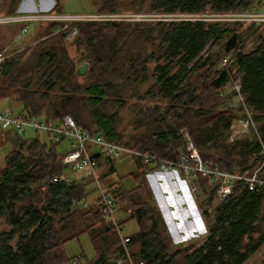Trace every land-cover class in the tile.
I'll use <instances>...</instances> for the list:
<instances>
[{
  "label": "trees",
  "instance_id": "trees-1",
  "mask_svg": "<svg viewBox=\"0 0 264 264\" xmlns=\"http://www.w3.org/2000/svg\"><path fill=\"white\" fill-rule=\"evenodd\" d=\"M1 1L6 8L3 16L18 15L20 0ZM128 2L122 11L138 12L145 4L150 14L177 17L254 11L260 0ZM117 6L118 0H101L95 12L113 14L120 11ZM48 12L64 14L59 0ZM36 26L33 44L9 53L0 64V101L14 104L16 114L46 119L70 115L78 127L106 141L170 160H177L183 150L185 131L207 166L236 174H249L257 167L264 143V33L248 53L243 52L241 38L254 36L258 27L248 25L241 31L240 23L184 19L47 21ZM73 28L76 35L71 44L83 47L89 62L83 76L77 75L62 42ZM233 32L238 35L234 52L240 54L231 79L239 78L243 104L252 114L256 134L229 143V125L240 116L237 109L225 106L224 87L216 88L211 81L220 60L228 58L229 63L234 57V52L223 51ZM148 81V89L165 99V104L153 107L145 125L124 141L118 129V110ZM45 135L46 142L35 136L31 139L28 154L9 151L0 167V219L8 225L0 230V264H64L69 261L64 245L81 234L88 236L95 252L81 264H117L121 259V264H129L117 232L100 217L97 197L87 203L83 184L52 181L63 176L64 167L57 144ZM132 158L133 172L106 180L101 187L113 198L116 211L123 213L118 224L132 220L137 225L126 243L133 262L243 264L264 242V187L248 190L238 180L231 195L210 208V213L207 208L214 199V188L197 178L194 183L204 193L196 197L207 236L198 245L172 248L145 179L156 166ZM103 161L99 171L106 173L102 180L115 172L114 160ZM257 173L264 178V163ZM125 177L139 181L125 190L119 186ZM206 183L212 188L206 190ZM82 258L76 257L75 263Z\"/></svg>",
  "mask_w": 264,
  "mask_h": 264
},
{
  "label": "built area",
  "instance_id": "built-area-1",
  "mask_svg": "<svg viewBox=\"0 0 264 264\" xmlns=\"http://www.w3.org/2000/svg\"><path fill=\"white\" fill-rule=\"evenodd\" d=\"M168 20L170 19H184V20H204V21H218L225 23H239L247 22L252 25H264V13L259 12V9L254 11L243 12H228V13H207V14H193V15H179L175 18L173 15H164ZM62 15L52 14L47 11H39L14 16L0 17V24L20 23V28L15 34V39H21L22 35L27 32L33 24L47 21H68L62 19ZM130 17V18H126ZM72 20H86V21H122V20H148L151 18L147 16H140L139 14H112L94 12L90 14L75 15ZM70 20V21H72ZM64 25L60 29H64ZM76 35V29L73 28L70 32L65 34L68 39H73ZM245 40V36L241 38ZM245 49H252L248 38L245 40ZM7 58L5 49H0V64ZM228 64V58H222L218 63V71L225 68ZM231 91L237 97V106L242 105L245 114L241 117L232 119L229 125L228 142H233L239 138L248 135L251 129L256 133L254 122L251 113L248 112L243 104V98L239 91V80L233 79ZM236 106V107H237ZM230 108V107H229ZM0 128L9 129L18 135L26 130L33 132H43L50 138L51 143L60 144L66 142V150L60 154L59 161L64 168H69L73 171L88 169L93 174L97 167L98 161L102 160H117L120 157H137L150 166H156L155 170L163 173L174 172L175 170L182 173L190 193L197 196L196 185L194 180L197 178L205 179L214 188V200L221 202L232 193L236 181L241 180L245 183L248 190H256L264 187V178L258 176V171L264 163V144L261 143L260 161L257 167L249 174H236L219 170L217 167L207 166L201 159L196 150L192 140L186 132H183L184 148L179 152L177 160H170L160 158L151 153H143L123 146L121 144L112 143L104 140L100 135L91 134L86 130L81 129L76 125L70 115H64L61 118H40L18 115L10 107H5L0 111ZM53 182H63L71 185V181L66 176L54 177ZM97 205L100 217L107 223L111 224L119 237L120 245L125 246L128 242V236H122L121 232L124 227L118 224L116 219V205L113 198L101 187L98 188ZM209 211V210H208ZM127 255V254H126ZM122 261V259L120 260ZM118 261L117 264H121ZM125 261V259H124ZM129 264H144L139 261Z\"/></svg>",
  "mask_w": 264,
  "mask_h": 264
},
{
  "label": "rangeland",
  "instance_id": "rangeland-1",
  "mask_svg": "<svg viewBox=\"0 0 264 264\" xmlns=\"http://www.w3.org/2000/svg\"><path fill=\"white\" fill-rule=\"evenodd\" d=\"M54 1H56V0H54ZM59 3H60V7H61V12L64 13V14H62V16H63L62 19L70 21L72 19H75V15L94 13L95 9L97 8V5H99V3H101V0H59ZM128 4H129L128 0H122V1L118 0L117 9H120V11L113 13V14H122V16L127 15V14H139L140 16H147L148 18H151L152 19L151 21H169L164 16V15H168V14H150L147 11V6L145 4L142 5V7L140 8V10L138 12L128 11V10H133V9H124L125 11H122V8L126 7ZM254 7L256 9L259 8V12L264 13V0H260V2L257 3ZM5 10H6L5 5L0 0V17H2L5 14ZM126 18H130V17H126ZM170 20H172V19H170ZM122 21H132V20H122ZM239 23L241 24V26L239 27V29L241 31L249 25V23H247V22H239ZM229 24H233V23H229ZM0 25H2V24H0ZM36 25H37L36 23L33 24L31 26V28H29L27 30V32L22 35L21 39L17 40V43L14 42V43L10 44L5 49L6 55H9V53L14 52L16 50H21L29 44H33V41H34L35 35H36L35 32L37 30ZM33 27H34V30H33ZM255 27H258V26H255ZM262 27H264V26H262ZM262 27H258V28H262ZM257 32L259 33V30ZM157 35H158V32H157ZM245 37L247 38L248 36L245 35ZM73 39H68V38L64 37L62 42H63V44H65V46H67L69 56L72 59L74 65H75V68H76V67H80L82 65L81 63L86 62L87 57H85L86 54H85L83 47H77V46H74L71 44ZM122 41L117 42V44L119 45ZM256 42L257 41H255V43ZM243 47H244L243 52L251 51V49H249V48L245 49V44ZM0 49H2V48H0ZM215 49L216 48H213L212 50L214 51ZM88 68H89V66H88ZM231 81H233V79L230 78L229 83L224 86V90H223V93L226 94L228 97V98H226L227 100H226L225 106L233 108V109H237L236 113H237V115H239L241 117V115L245 114V110H244V107H242L240 109L237 106L238 100H237V97L233 94V91H231V88L233 85V82H231ZM149 86H150L149 81L147 83L141 85L138 88V90L135 92V94H133L131 97H128L125 99V103H124L125 105L120 107L118 110V117H117L118 118L117 119L118 129L120 132H122V135H123L122 139L124 141L129 140L130 135L132 133H134L136 130L140 129L142 126L145 125V123L150 118L149 116H150V113H151V110L153 107H155V106L161 107V106H164V104H165V99H163L159 95L155 94V92L150 91L148 89ZM231 95H233V96H231ZM5 107H10L11 109H14V104H12L6 100L0 101V111ZM251 116H252V114H251ZM254 127L256 128L255 124H254ZM0 134H1V139H0V167H2L4 165V158H5L6 154H8V152L13 150V149H18V150H21L24 154H28L29 153L28 144L34 136L38 137V139L42 142L47 141V136L45 135V133L40 132V131L35 133L33 131L26 130L25 134L23 136H21L20 139H19L18 134L13 133L9 129H2ZM228 134H229V132H228ZM251 134H253V135L256 134L253 129H251L250 133L246 136L248 137ZM246 136H244V137H246ZM227 141H228V137H227ZM229 143H231V142H229ZM56 150H57V153H59V155L62 154L66 150V142H61L60 144H57ZM136 151H138V150H136ZM114 164H115V172L110 173L108 175H105L103 177L104 181L102 180V175L104 173H106V170L103 172H100L98 170V168L100 167L99 165H101V161L99 162L98 166L94 170L93 174L88 169L73 171L69 168H64L62 174H63V176H66L67 178H69L74 183L83 184L84 189L88 193L87 197H86V201H87V203H89L93 199H96V196L98 194V188L103 186V184L105 182H107L106 180H117V178H120V177L126 175L127 172H129L130 170H133L135 168V165L132 162L131 157H120L117 160H115ZM253 167H255V164L253 165ZM126 183L128 186H131L132 184H137L138 181H135L133 183L131 180H128ZM209 187H211V186L210 185L208 186V183H206L205 189L209 190ZM197 190H198V187H197L196 191ZM199 196H201V195H199ZM216 203H218V202H216L213 199L211 205L208 208V210H209L208 212L211 213V209L213 208V206ZM199 211L200 212L202 211V207H200ZM116 219L119 222L121 217H119L117 215ZM122 226L124 227L123 231L121 232L122 236H128V235H131L137 231V225L134 221H129L125 224V226L123 224H122ZM2 229H8V225L3 219H0V230H2ZM206 233H207V231H206ZM203 237H205V236H203ZM199 241L198 240L195 241L194 244L198 245ZM64 253L69 258V261L64 263V264H81L87 260H90L95 255V252L93 250L91 242H90V240L86 234H81L78 238H75V239L68 241L64 245ZM80 256H83L84 258H82L80 263H75V261H74L75 258L80 257ZM243 264H264V242L258 248V250L254 254H252L249 257V259L246 262H244Z\"/></svg>",
  "mask_w": 264,
  "mask_h": 264
},
{
  "label": "crops",
  "instance_id": "crops-1",
  "mask_svg": "<svg viewBox=\"0 0 264 264\" xmlns=\"http://www.w3.org/2000/svg\"><path fill=\"white\" fill-rule=\"evenodd\" d=\"M54 2V0H20L16 13L22 15L47 11L53 6ZM19 28L20 23L0 25V48L6 49L10 44L14 42L17 43L15 34ZM100 161L101 165H99L100 167L98 170L102 169L104 164L102 159H100ZM132 162L135 165L133 158ZM134 170L135 168L126 174H129ZM145 179L152 192L153 203L159 211L168 235L170 236L171 247L182 248L194 244L197 240H200L199 243H201L207 236V223L202 218V214L199 211V201L196 196L194 197L190 193L189 186L182 173L177 170L169 173L152 170L145 175ZM128 180H131L133 183L135 182L131 177H125L119 181V186L128 190L136 185L132 184L131 186H128L126 183ZM203 194L204 193L198 187L197 196ZM117 215L121 218L123 217V213L121 214L117 212L116 216ZM127 222L129 221H126L123 225L125 226Z\"/></svg>",
  "mask_w": 264,
  "mask_h": 264
},
{
  "label": "water",
  "instance_id": "water-1",
  "mask_svg": "<svg viewBox=\"0 0 264 264\" xmlns=\"http://www.w3.org/2000/svg\"><path fill=\"white\" fill-rule=\"evenodd\" d=\"M263 30V27L259 29V33L257 32L254 37L252 38V41L255 42L260 39L261 32ZM238 41V35L236 32H233L224 42L223 45V51L224 53H231ZM239 51H235L233 59L228 63V65L225 68H222L218 71L215 78L212 79L211 84L215 86L216 88H223L226 84H228L230 77L233 76L236 72L237 65L239 63ZM82 65L80 67H76V73L78 76H83L89 66V62L86 61L84 63H81Z\"/></svg>",
  "mask_w": 264,
  "mask_h": 264
},
{
  "label": "bare ground",
  "instance_id": "bare-ground-1",
  "mask_svg": "<svg viewBox=\"0 0 264 264\" xmlns=\"http://www.w3.org/2000/svg\"><path fill=\"white\" fill-rule=\"evenodd\" d=\"M249 25H252V24H249ZM253 26H258V27H262V26H264V25H253ZM260 29V28H259ZM263 33H264V27H263V30H262V32H261V36L263 35ZM248 39H249V41H250V43H251V47H252V49H251V51L255 48V46H256V44L259 42V40H257V42L255 43V42H253L252 41V36H249V37H247ZM261 38V37H260ZM245 40H246V37H245ZM245 40H243V46H244V44H245ZM255 43V44H254ZM237 45V44H236ZM246 45V44H245ZM236 47V46H235ZM234 50H235V48H234ZM234 50L232 51V52H234ZM243 50H244V47H243ZM231 52V53H232ZM248 52H250V51H248ZM248 52H244V53H248ZM235 53V52H234ZM231 78V77H230ZM236 79V78H235ZM238 80H239V78H237ZM230 81V80H229ZM231 82H233V81H231ZM229 83V82H228ZM239 84H240V82H239ZM239 91H240V85H239ZM241 94V93H240ZM242 96V95H241ZM185 132V131H184ZM187 133V132H186ZM113 143V142H112ZM264 144V143H263ZM196 148V147H195ZM197 150V149H196ZM139 152H141V151H139ZM234 188V187H233ZM233 191V190H232ZM231 195V194H230ZM224 200V199H223ZM123 247V249H124V251H125V258H126V260L129 262V260L132 262V263H136V262H133L132 261V259L130 258V255H129V252H128V250H127V248H126V245L125 246H122ZM127 254V255H126ZM139 262V261H138ZM142 262V261H141ZM144 263V262H143Z\"/></svg>",
  "mask_w": 264,
  "mask_h": 264
}]
</instances>
